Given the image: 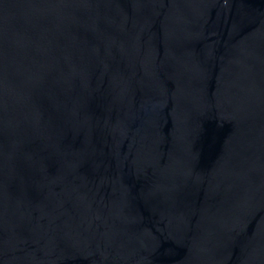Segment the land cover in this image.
<instances>
[{
	"label": "water",
	"instance_id": "1",
	"mask_svg": "<svg viewBox=\"0 0 264 264\" xmlns=\"http://www.w3.org/2000/svg\"><path fill=\"white\" fill-rule=\"evenodd\" d=\"M0 264H264V0H0Z\"/></svg>",
	"mask_w": 264,
	"mask_h": 264
}]
</instances>
